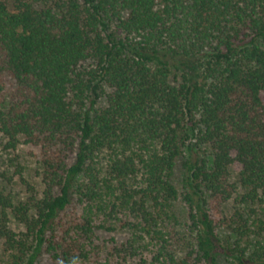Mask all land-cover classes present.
I'll list each match as a JSON object with an SVG mask.
<instances>
[{
    "label": "trees",
    "instance_id": "obj_1",
    "mask_svg": "<svg viewBox=\"0 0 264 264\" xmlns=\"http://www.w3.org/2000/svg\"><path fill=\"white\" fill-rule=\"evenodd\" d=\"M14 4L0 130L44 188L0 193L8 264H264V0Z\"/></svg>",
    "mask_w": 264,
    "mask_h": 264
},
{
    "label": "rangeland",
    "instance_id": "obj_2",
    "mask_svg": "<svg viewBox=\"0 0 264 264\" xmlns=\"http://www.w3.org/2000/svg\"><path fill=\"white\" fill-rule=\"evenodd\" d=\"M10 9H14V0H6ZM44 3H41L39 6H44ZM49 5H52L51 3ZM92 65V62H87L85 67ZM14 88V82L9 80V90ZM105 94H103L100 99L97 101V108L106 107L108 105L107 95L111 91L110 88H105ZM8 139L0 130V193L9 195L15 200V202H20L27 200L31 194V187L35 191L40 192L43 190L42 184V165L39 161V149L33 146H27L20 144L17 149H7ZM183 158L179 160L176 172L174 175V183L179 189H182V179L184 176L183 169ZM235 180H237L235 178ZM245 191L241 186H239V192L242 194ZM238 208L244 207L240 204L236 205ZM258 209L259 212H264L263 205L254 206ZM177 211L181 216H184L185 210L183 205L179 204L177 206ZM2 208L0 207V216ZM262 214V213H261ZM263 215V214H262ZM254 218V217H253ZM11 227L16 231H22L24 229L23 225L17 222L15 219H12ZM224 235L227 232L223 233ZM123 238V236H122ZM8 252L4 245L3 239L0 237V264H8ZM221 264H233L230 260L222 258L220 261ZM40 264H51L47 258Z\"/></svg>",
    "mask_w": 264,
    "mask_h": 264
}]
</instances>
